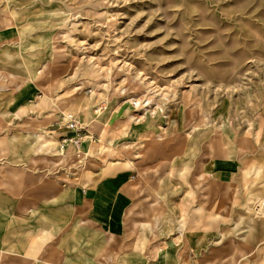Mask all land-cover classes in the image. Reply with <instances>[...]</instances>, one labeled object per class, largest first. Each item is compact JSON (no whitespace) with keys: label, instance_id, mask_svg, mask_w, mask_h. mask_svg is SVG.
Listing matches in <instances>:
<instances>
[{"label":"rangeland","instance_id":"1","mask_svg":"<svg viewBox=\"0 0 264 264\" xmlns=\"http://www.w3.org/2000/svg\"><path fill=\"white\" fill-rule=\"evenodd\" d=\"M1 36L0 76L40 91L11 114L0 78V189L27 193L37 180L64 191L131 170L141 194L125 252L138 235L159 252L203 232L190 264H264V0H0ZM69 115L80 142L61 155L49 135ZM84 133L97 139L79 146ZM225 144L240 167L222 211L208 174L235 166L210 158L227 156ZM17 146L33 150L12 159ZM9 248L0 264L64 263L62 251Z\"/></svg>","mask_w":264,"mask_h":264},{"label":"crops","instance_id":"2","mask_svg":"<svg viewBox=\"0 0 264 264\" xmlns=\"http://www.w3.org/2000/svg\"><path fill=\"white\" fill-rule=\"evenodd\" d=\"M5 37L1 36L0 41ZM7 77L3 80L0 76L1 82H6L9 87L7 91L10 88L13 89L6 95L4 105L9 113L14 114L34 102L40 90L31 80H24L20 83L18 78H14L9 73ZM178 118L179 112L173 111L169 122L176 123ZM103 121L106 125L105 118ZM122 121L123 119L121 120V117L116 114L112 123L118 125L122 124ZM141 127L142 121L132 122L128 126L129 133L138 134ZM54 129V135L49 136L57 139L61 155H69L73 150L78 149L70 140L62 141L63 138L79 134L77 131L68 130L62 126ZM81 138L85 140L83 142L81 139L79 146L89 143L90 138L94 137L84 133ZM96 139L94 138V141ZM225 146L227 156H224L222 151H217L218 155L210 158L221 163L226 159L234 161L235 166H214L209 169L208 174L213 184L219 187L214 208L222 211L227 209L229 203H232L233 197L230 195V190L237 181V172L240 167L237 158L231 152L229 153V150H234V148H230L227 144ZM9 150H16L10 154L12 159H17L18 156L25 155L24 150L33 149L17 146L9 147ZM207 162L209 165L213 164L211 161ZM27 184L32 187L27 190V193L0 189V247L8 245L9 249L22 251L48 250L50 254L54 251H62L64 253L63 264H96L95 255L100 252L105 255L106 259L115 260V264H190L194 261L192 258L205 245L203 232H197L192 240L188 237H184L183 242L180 243L173 239L168 240L158 252L157 245L148 247L143 238L138 235L132 241L128 252H125L124 247L127 240L124 218L127 211L132 212V205L141 194L138 189L140 182L131 170L118 171L87 185H67L68 188L64 191L52 181L42 183L33 180ZM27 215H33L32 231L26 228L29 217ZM16 235L17 239H15ZM30 236L33 237L34 244L27 241L30 240ZM77 252H81V255H76ZM39 259L45 261L42 258ZM46 264L58 263L53 261Z\"/></svg>","mask_w":264,"mask_h":264},{"label":"built area","instance_id":"3","mask_svg":"<svg viewBox=\"0 0 264 264\" xmlns=\"http://www.w3.org/2000/svg\"><path fill=\"white\" fill-rule=\"evenodd\" d=\"M69 119L66 122V127L68 128V130H73L76 131V123L74 121V119L71 117V115L68 116ZM70 140L71 142L77 144L80 142V138H79V134H76L75 136H72L70 138H63V142Z\"/></svg>","mask_w":264,"mask_h":264}]
</instances>
